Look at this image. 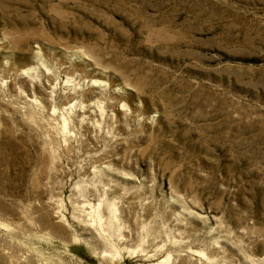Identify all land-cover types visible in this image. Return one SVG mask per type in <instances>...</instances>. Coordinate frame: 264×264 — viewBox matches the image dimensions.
Segmentation results:
<instances>
[{"label": "rangeland", "instance_id": "374dc122", "mask_svg": "<svg viewBox=\"0 0 264 264\" xmlns=\"http://www.w3.org/2000/svg\"><path fill=\"white\" fill-rule=\"evenodd\" d=\"M0 264H264V0H0Z\"/></svg>", "mask_w": 264, "mask_h": 264}]
</instances>
